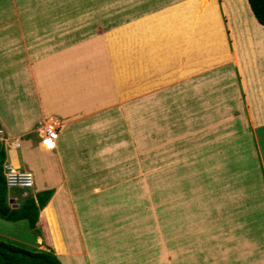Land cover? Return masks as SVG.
<instances>
[{
	"label": "rangeland",
	"instance_id": "rangeland-1",
	"mask_svg": "<svg viewBox=\"0 0 264 264\" xmlns=\"http://www.w3.org/2000/svg\"><path fill=\"white\" fill-rule=\"evenodd\" d=\"M180 1L2 0L10 3L3 17L21 20L10 40L0 29L6 67L35 81L37 93L38 60L54 62L52 76L62 73L65 113L22 137L34 143L54 122L56 152L66 147L62 138L71 147L45 163L51 143L35 145L38 161L48 156L41 165L62 164L73 178L60 181L71 203L59 217L69 244L62 264H264V143L259 152L239 123L227 135L218 108L209 122L201 91L170 83L186 77L198 55L227 56L211 11L205 28L196 19L202 9H188L199 0ZM16 142L9 141V168L23 171L13 166L23 162ZM33 179L32 188L6 189L9 208L45 191ZM56 188L46 189L51 197ZM48 231L45 213L34 229L0 218V240L59 254Z\"/></svg>",
	"mask_w": 264,
	"mask_h": 264
},
{
	"label": "crops",
	"instance_id": "crops-1",
	"mask_svg": "<svg viewBox=\"0 0 264 264\" xmlns=\"http://www.w3.org/2000/svg\"><path fill=\"white\" fill-rule=\"evenodd\" d=\"M185 1L182 0L177 4L182 5L181 3ZM213 2V0H199L198 3L190 4L188 9L191 8L190 6L194 8V5H197L196 9H194L195 11L198 10V7L202 9L196 15V19L200 20L199 22L205 28L208 25L207 19L210 15L208 12L211 11L216 17L219 23L217 30L220 31L219 40L217 41L216 39V43L223 44V47L226 48L227 56L225 54L223 59L215 58V56L206 58L200 53L201 55H198L197 60L193 61L192 68H188L189 70L186 71L187 76L172 80L170 83L173 84L185 80L188 90L193 86L192 89L201 91L203 105L206 109H210L207 112L210 118L209 122L216 121L214 119L218 116L212 110L213 108H218L217 113L220 116L217 120L225 122L227 125L226 134H233L232 127L235 123H239L243 129V138H252L253 135L256 140V146L261 152V147L264 143V25L257 22L247 0H216L217 12H215ZM9 4L8 2L4 6L2 0H0V29L4 27L6 31L8 30L7 38L10 40L11 37L18 36L14 26H21V20L3 17V11L10 10ZM178 8L183 9V7ZM189 11L192 10L189 9ZM27 26H30V24H27ZM172 28L175 33L177 27ZM2 40V35H0V44H2ZM33 50L38 52L34 48ZM27 52L24 51V55L28 56V60L30 55ZM2 59L3 46L0 45V144L5 150L4 164L6 168L10 164L9 141L14 142L17 140L18 147L15 152L18 157V150H20L23 162L17 166L15 161L14 164H16L13 166L25 171H31L34 178L38 177L36 183H41L38 191L57 187L46 207L41 209L42 211L40 210L37 223L41 222V217L45 213V222L48 226L51 243L55 247L52 250L59 251V254L54 255L60 259L62 254L66 255L65 252H67L69 244L64 238V231H62L59 217L62 214L67 216L71 212V209H69L71 203L67 193L65 192L66 195L62 193L65 186L64 184L61 185V182L64 181L66 184L73 185L69 182L73 178H69L70 172L68 168H63L62 164L58 165L57 169L54 170L41 165V163L43 162L42 159L48 156V159H51L52 156L55 159H47L44 161L45 163L62 159L65 156V152L71 147H68L66 143H69L67 138H62L65 142L63 140L61 142L66 147L63 148L61 155L58 151L56 152L57 142L61 137L58 131L59 136L54 147L52 146V149H50L51 146H48L43 150V152L48 151L49 155H43L40 157L41 161H38L35 145H37L38 140L41 143L46 141V139L38 134V140L32 143V141L23 142L22 137L34 133L49 116L54 117L56 114L63 115L65 113L67 96L63 87L56 85L59 83L56 80H59L62 73H58V76L56 74L55 77L52 76L51 72L55 69L58 70L57 66L54 69L52 68L54 62L49 64L44 62V59L38 60L40 63L36 64L37 66L35 65L36 68H33L35 73H38L35 87L37 88V93L32 88L36 84L35 81L30 84V81L22 73H17V67H11V65L6 67L7 64ZM205 59H210L211 62H207ZM26 68L31 69L28 66ZM178 71L181 72L182 69L180 68ZM170 73L172 75L173 71ZM43 77L49 78L43 79ZM161 85L163 86V84ZM235 113L238 115L235 116ZM50 152L55 153V155H50ZM14 157L16 156L14 155ZM6 168H4L3 174ZM88 209L92 212L93 206L90 204ZM55 218H58L61 233L59 230L53 229L52 225L56 223ZM262 218H264V215ZM50 227H52V230ZM254 228L252 227L251 229L254 230ZM57 235L63 236L66 251L60 250ZM60 247L62 248L63 246ZM33 249L31 251H39L36 243Z\"/></svg>",
	"mask_w": 264,
	"mask_h": 264
},
{
	"label": "trees",
	"instance_id": "trees-1",
	"mask_svg": "<svg viewBox=\"0 0 264 264\" xmlns=\"http://www.w3.org/2000/svg\"><path fill=\"white\" fill-rule=\"evenodd\" d=\"M250 9L261 25H264V0H247ZM5 150L0 144V218L7 222L26 220L29 227L34 229L38 220L39 211L46 207L53 193L45 190L37 193L33 198H28L17 208H9L3 165ZM42 211V210H41ZM0 264H62L53 252L31 251L26 248L0 240Z\"/></svg>",
	"mask_w": 264,
	"mask_h": 264
},
{
	"label": "built area",
	"instance_id": "built-area-1",
	"mask_svg": "<svg viewBox=\"0 0 264 264\" xmlns=\"http://www.w3.org/2000/svg\"><path fill=\"white\" fill-rule=\"evenodd\" d=\"M46 125L39 131V134L51 143L50 149H52V145L58 140V126L54 122H49ZM4 178L8 189H27L33 186V174L29 171H16L8 167L5 170Z\"/></svg>",
	"mask_w": 264,
	"mask_h": 264
},
{
	"label": "water",
	"instance_id": "water-1",
	"mask_svg": "<svg viewBox=\"0 0 264 264\" xmlns=\"http://www.w3.org/2000/svg\"><path fill=\"white\" fill-rule=\"evenodd\" d=\"M14 201V200H11V202Z\"/></svg>",
	"mask_w": 264,
	"mask_h": 264
},
{
	"label": "bare ground",
	"instance_id": "bare-ground-1",
	"mask_svg": "<svg viewBox=\"0 0 264 264\" xmlns=\"http://www.w3.org/2000/svg\"><path fill=\"white\" fill-rule=\"evenodd\" d=\"M47 126V125H46Z\"/></svg>",
	"mask_w": 264,
	"mask_h": 264
}]
</instances>
